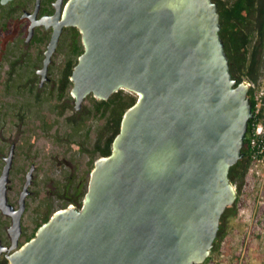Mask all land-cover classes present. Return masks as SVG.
<instances>
[{"label": "water", "instance_id": "obj_1", "mask_svg": "<svg viewBox=\"0 0 264 264\" xmlns=\"http://www.w3.org/2000/svg\"><path fill=\"white\" fill-rule=\"evenodd\" d=\"M6 0H4L5 2ZM33 13L52 28L40 87L66 28L84 47L75 65V109L89 95L138 96L121 122L112 152L97 159L82 207L56 211L18 248L36 165L18 208L8 192L16 144L0 172V211L12 218L10 264H203L222 216L238 192L231 168L243 157L253 103L247 82L232 76L214 0H56ZM7 249L0 243V254Z\"/></svg>", "mask_w": 264, "mask_h": 264}, {"label": "rangeland", "instance_id": "obj_2", "mask_svg": "<svg viewBox=\"0 0 264 264\" xmlns=\"http://www.w3.org/2000/svg\"><path fill=\"white\" fill-rule=\"evenodd\" d=\"M33 2L30 0V3ZM24 38L25 34L22 46L18 43L22 52L17 47L13 48L12 44L5 49L0 47V143L6 142L3 148L0 144L3 149L0 152V172L10 146L15 143L8 192L9 203L13 206L19 200L27 172L33 164L36 165L30 187L32 193L27 199L22 220V245L28 241L27 236L35 231L43 214L48 210L55 213L65 208L54 191L76 165L83 167L87 163L90 149L83 153L75 146L82 144L90 148L96 141L99 128V122L93 119L87 121L85 127L73 130L63 117L57 116L54 108L56 101L49 96L56 87L61 66L69 56L65 31L49 66L50 80L42 87L37 71L42 67L43 57L39 60L37 54H43L48 42L42 49L25 52ZM3 40L0 35V45ZM85 104L89 106L88 110L92 108L91 103ZM21 115L24 121H21ZM32 138H36V143L31 149L29 143ZM237 192L236 203L223 219L224 230L215 242L208 261L203 264H264V186L257 179L246 176L244 185Z\"/></svg>", "mask_w": 264, "mask_h": 264}, {"label": "trees", "instance_id": "obj_3", "mask_svg": "<svg viewBox=\"0 0 264 264\" xmlns=\"http://www.w3.org/2000/svg\"><path fill=\"white\" fill-rule=\"evenodd\" d=\"M218 4L220 11V34L225 43V50L228 54L232 76L238 81V84L247 81L258 84L264 81V0H214ZM51 11V10H50ZM3 30V28H2ZM65 33L68 36L69 56L61 66L60 77L56 80V87L51 91L50 97L56 101L54 105L58 117H63L66 123L73 129L85 127L87 121L96 119L99 122L97 138L90 148L85 145H76V149L83 153L91 151L89 159L83 167L79 164L75 166L72 172L63 178L61 186L54 191V195L61 200L65 208L70 205L82 207L83 200L88 190L90 173L94 168L97 159L108 156L112 152L114 138L120 132L121 122L125 112L130 109L138 100L135 94L120 90L114 93L108 100H97L89 95L80 110H76L74 99L71 96L73 83L70 80L73 69L77 64L79 56L83 53L84 47L81 40V34L77 28H66ZM48 38L37 34L31 45V50L42 49ZM2 51V49H1ZM38 59L42 60V54H37ZM40 88V87H39ZM255 105L254 91L251 88L249 92ZM91 103L92 108L85 103ZM88 110V112H86ZM21 121L24 116L21 115ZM254 119L250 120L246 134L245 144L242 149L243 157L231 168L229 173L230 181L236 185L238 191L242 188L247 176L250 165V147L248 144V135L250 133ZM23 123V122H22ZM92 127L88 128L86 137ZM2 148L6 142H1ZM0 143V144H1ZM36 138H32L29 148H33ZM0 147V152L3 151ZM232 207L226 209L222 216L218 236L223 232V219ZM54 214L47 211L41 217L40 223L35 231L27 236L26 241L33 238L38 228L46 223ZM215 244V243H214ZM209 259V258H208ZM206 260V262L208 261Z\"/></svg>", "mask_w": 264, "mask_h": 264}, {"label": "flooded vegetation", "instance_id": "obj_4", "mask_svg": "<svg viewBox=\"0 0 264 264\" xmlns=\"http://www.w3.org/2000/svg\"><path fill=\"white\" fill-rule=\"evenodd\" d=\"M36 1L37 0H34L32 4L30 3V0H28L27 2H24V0H6L5 2L4 0H0V35H2L4 39L2 44L0 45V47L2 46L1 47L2 49L3 48L5 49L7 48L8 45L12 44L13 48L17 47L18 51L22 52V48L20 49L18 47V43H20V45L22 46V37L24 34H25L24 46L26 50L25 52L30 51L31 45L38 33L48 38L46 42L49 43L53 29L52 28L46 29L44 26H37L31 38L27 40L31 21L28 17L23 18V16L26 13L34 12ZM67 1L68 0H64V4L67 3ZM55 2L56 0H41L38 18L40 19L44 15H52L54 13ZM45 51L42 54L43 60L45 58ZM10 188L11 186L9 187V189ZM18 201L19 200H17L15 204L16 208L18 207ZM11 225H12V218L4 214L2 211H0V230H1L0 243L3 247L7 249L6 251L0 254V264H10L8 256H10L15 250V249L11 250L12 241L9 235V229ZM20 247H22V235L20 237L19 245L17 249Z\"/></svg>", "mask_w": 264, "mask_h": 264}, {"label": "built area", "instance_id": "obj_5", "mask_svg": "<svg viewBox=\"0 0 264 264\" xmlns=\"http://www.w3.org/2000/svg\"><path fill=\"white\" fill-rule=\"evenodd\" d=\"M247 82V81H245ZM250 89L254 91V110L252 127L248 135L250 147V165L247 171L248 177L258 180L264 186V82L254 84L247 82ZM251 119V120H252ZM236 187V186H235Z\"/></svg>", "mask_w": 264, "mask_h": 264}, {"label": "clouds", "instance_id": "obj_6", "mask_svg": "<svg viewBox=\"0 0 264 264\" xmlns=\"http://www.w3.org/2000/svg\"><path fill=\"white\" fill-rule=\"evenodd\" d=\"M70 206H73V205H70ZM75 207V206H74Z\"/></svg>", "mask_w": 264, "mask_h": 264}]
</instances>
